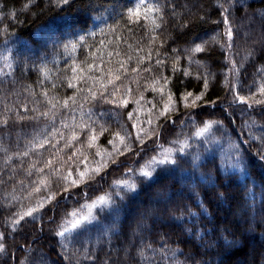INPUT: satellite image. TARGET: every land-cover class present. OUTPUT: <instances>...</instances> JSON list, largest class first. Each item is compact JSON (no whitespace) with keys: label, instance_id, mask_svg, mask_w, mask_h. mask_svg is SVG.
Listing matches in <instances>:
<instances>
[{"label":"trees","instance_id":"trees-1","mask_svg":"<svg viewBox=\"0 0 264 264\" xmlns=\"http://www.w3.org/2000/svg\"><path fill=\"white\" fill-rule=\"evenodd\" d=\"M147 2L129 22L138 0H0V264H264V0Z\"/></svg>","mask_w":264,"mask_h":264},{"label":"snow or ice","instance_id":"snow-or-ice-1","mask_svg":"<svg viewBox=\"0 0 264 264\" xmlns=\"http://www.w3.org/2000/svg\"><path fill=\"white\" fill-rule=\"evenodd\" d=\"M55 2L57 4V6H60L61 4L67 5L69 3V0H55ZM25 7H27V5H25ZM220 7L223 8V5H220ZM156 10L157 9L155 8V6L149 4L147 2V0H138V3H136V5L134 7H130L127 9V19L129 22H138L141 20V18L147 19L149 14L153 13ZM225 12H227V9H225ZM222 22L226 26H228L226 28V35L228 36L229 40H231V38L233 36V30L230 26V21L228 19V15H224ZM79 39L82 41L84 39V37L81 36V37H79ZM204 43H207V42H204ZM204 43L196 44L194 46V48L191 49V51L194 53L203 52L204 51ZM64 46H65V48L68 47V45H64ZM72 47L74 48L75 45L73 44ZM229 47H231V45H229ZM117 79H119V77H117ZM69 86L71 87V85H69ZM204 87L205 88L208 87L206 80H205ZM260 91L262 94H264V85L261 86ZM192 96H193V93L189 92V93L185 94L183 99L185 101H187ZM203 98H204V94L201 92L199 95L196 96L193 103H195L196 101L202 100ZM171 100H172V97H171V95H169V97H168L169 103H165L162 114L168 113ZM239 102L244 103L245 98L239 97ZM122 103L126 106L128 104V101L123 100ZM257 103H261V102L257 101ZM64 106L67 107V101L64 102ZM249 107H251V105H249ZM128 115H129V119H131L132 114L129 113ZM148 123L151 124V121L149 120ZM85 127L87 128L88 126L85 125ZM132 127H135V125H133ZM157 127H159V125ZM209 127H211V124H205V126L201 129L197 130L194 133V135L196 137L202 136L208 130ZM105 131H107V129L102 127L101 128V134H103V132H105ZM89 132L91 133L89 136V140L91 142H95V140L97 138L95 135V130L89 128ZM144 135L148 136L150 139L153 140V142H155V137H156L155 130H152L151 132L145 130ZM72 139H74V140L77 139L75 134L73 135ZM114 139H118L119 143L121 145H123V151H120L121 155H123L124 152L136 153V152L142 150V149L134 148L131 144L125 143V141L127 139H131L130 134H128L126 136H121L120 133L117 132L114 134ZM136 141L141 142V144L143 145V141L141 140V135H140L139 130L137 131V134H136ZM109 143L113 144V147L115 148V143L113 142V140H110ZM172 143H174V144L179 143L180 147L178 149H173V148L164 149L163 152L160 154V158H157V156L151 157V159L146 164H144L140 167L139 175L146 178V179H150L153 176L154 172L157 171V169H159L163 166H169V165L176 166L178 164V160L175 156V153L179 152V153L183 154L185 152V149L189 148L190 145L188 144L187 140H185V141H173ZM198 159H199L198 156L194 157L193 162H195ZM240 162H241L240 153H239V149H237L236 164L239 165ZM92 172L93 173H99L100 167L93 169ZM69 175H71V173H69ZM79 175H80L82 180L85 179V177H86L85 172H80ZM71 184L74 186H78V183L75 179H73L71 181ZM118 188H123L125 191L132 192V191L136 190V185L134 183H130L128 181H121L118 184ZM116 194L119 196L120 195L119 191H117ZM121 199H123V197H121ZM112 203H113V201H112V198L110 195L99 196L96 199V201H94L91 205L88 206V212L86 214H80L78 216L76 212L72 213V216L74 217V219L71 221V228L77 229L78 227L83 226L86 229L87 225L91 224V222L95 219V217L93 216V209L96 208L97 206H99L100 210L103 211L105 208L110 207ZM33 211H35V209H29L26 213H24V215L31 216ZM21 219H23V216H21ZM64 231H68V229L65 228ZM56 234L59 236H63L64 232H57ZM3 250H4L3 245H0V251H3Z\"/></svg>","mask_w":264,"mask_h":264},{"label":"rangeland","instance_id":"rangeland-1","mask_svg":"<svg viewBox=\"0 0 264 264\" xmlns=\"http://www.w3.org/2000/svg\"><path fill=\"white\" fill-rule=\"evenodd\" d=\"M249 36H250L249 34H245V37H246V38H249ZM259 37H260V36H259Z\"/></svg>","mask_w":264,"mask_h":264}]
</instances>
